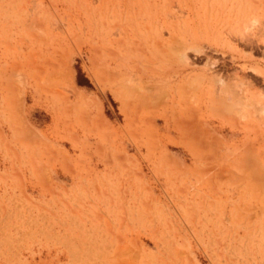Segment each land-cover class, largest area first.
<instances>
[{
  "label": "rangeland",
  "instance_id": "374dc122",
  "mask_svg": "<svg viewBox=\"0 0 264 264\" xmlns=\"http://www.w3.org/2000/svg\"><path fill=\"white\" fill-rule=\"evenodd\" d=\"M263 99L264 0H0V264H264Z\"/></svg>",
  "mask_w": 264,
  "mask_h": 264
},
{
  "label": "bare ground",
  "instance_id": "6f19581e",
  "mask_svg": "<svg viewBox=\"0 0 264 264\" xmlns=\"http://www.w3.org/2000/svg\"><path fill=\"white\" fill-rule=\"evenodd\" d=\"M106 11V10H105ZM109 11V10H108ZM151 13V12H150ZM140 16V15H139ZM241 25V24H240ZM134 28V27H133ZM112 55H114V53H111ZM110 54V55H111ZM113 57V56H112ZM219 83H220V86H222V90H221V92H222V94L224 95V98L226 99V101L230 104V105H232L233 106V108H235V107H237L238 105H239V101L238 100H236V101H234L233 100V96H234V93H233V90H234V88H233V90H231L232 88H230V86H227L226 85V83H224V81L223 80H220L219 81ZM207 90V89H206ZM235 90H236V88H235ZM244 98V97H243ZM256 99V98H255ZM264 100V99H263ZM246 101V100H245ZM262 100H260V101H257L256 103H253V102H246V104H245V108L246 109H249V110H254V109H256V112H258L259 110H260V113L262 114V115H260L261 117H264V105L262 106V104H264V102H261ZM259 109H257V108ZM231 110V109H230ZM233 110V109H232ZM258 110V111H257ZM238 111V110H237ZM256 112H255V114H256ZM137 113V112H136ZM237 113V112H236ZM241 117V116H240ZM258 117V116H257ZM259 119H261V118H259ZM233 120V119H232ZM256 127V126H255Z\"/></svg>",
  "mask_w": 264,
  "mask_h": 264
},
{
  "label": "trees",
  "instance_id": "16d2710c",
  "mask_svg": "<svg viewBox=\"0 0 264 264\" xmlns=\"http://www.w3.org/2000/svg\"><path fill=\"white\" fill-rule=\"evenodd\" d=\"M78 84H79L80 86H83V85H86V86H87V84H83V83H81V82H79V81H78Z\"/></svg>",
  "mask_w": 264,
  "mask_h": 264
}]
</instances>
